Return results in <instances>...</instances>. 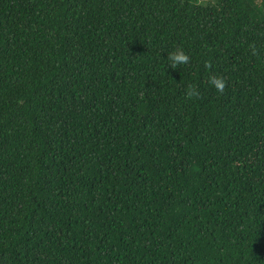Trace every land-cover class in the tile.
I'll return each instance as SVG.
<instances>
[{"label":"trees","instance_id":"obj_1","mask_svg":"<svg viewBox=\"0 0 264 264\" xmlns=\"http://www.w3.org/2000/svg\"><path fill=\"white\" fill-rule=\"evenodd\" d=\"M0 264H264V0H0Z\"/></svg>","mask_w":264,"mask_h":264},{"label":"clouds","instance_id":"obj_2","mask_svg":"<svg viewBox=\"0 0 264 264\" xmlns=\"http://www.w3.org/2000/svg\"><path fill=\"white\" fill-rule=\"evenodd\" d=\"M168 63L173 67H179L185 65L189 61V56L183 50V48H177L170 52L167 56ZM209 83L215 87L218 92H223L226 86V81L222 76H212L209 78ZM186 93L189 97L198 96L199 89L193 86H188L186 88Z\"/></svg>","mask_w":264,"mask_h":264}]
</instances>
